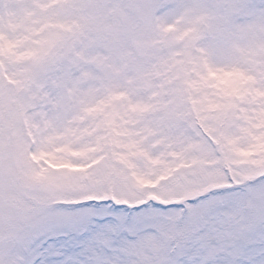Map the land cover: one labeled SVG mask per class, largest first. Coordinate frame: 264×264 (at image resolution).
Segmentation results:
<instances>
[{"label": "snow or ice", "instance_id": "1", "mask_svg": "<svg viewBox=\"0 0 264 264\" xmlns=\"http://www.w3.org/2000/svg\"><path fill=\"white\" fill-rule=\"evenodd\" d=\"M0 264H264V0H0Z\"/></svg>", "mask_w": 264, "mask_h": 264}]
</instances>
